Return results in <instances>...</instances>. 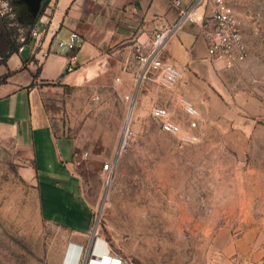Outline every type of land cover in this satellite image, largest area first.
<instances>
[{
	"label": "rangeland",
	"instance_id": "374dc122",
	"mask_svg": "<svg viewBox=\"0 0 264 264\" xmlns=\"http://www.w3.org/2000/svg\"><path fill=\"white\" fill-rule=\"evenodd\" d=\"M233 8L247 60L224 70L231 74L223 83L235 108L237 95L245 92L264 105V0H234ZM22 23L28 26L30 18ZM183 78L170 91L151 81L131 91L122 152L116 148L127 109L120 122L107 121L96 140H87V156L78 165L93 210L86 236L43 218L17 148L0 144V264H86L102 249L125 264H264V149L247 145L242 153L233 145L242 149L243 140H251L242 131L247 119L264 127V113L248 118L236 111L230 117L200 112V141L182 144L162 132L150 112L165 105L186 128L177 98L195 103ZM113 159L112 171H103Z\"/></svg>",
	"mask_w": 264,
	"mask_h": 264
},
{
	"label": "crops",
	"instance_id": "0c3cea01",
	"mask_svg": "<svg viewBox=\"0 0 264 264\" xmlns=\"http://www.w3.org/2000/svg\"><path fill=\"white\" fill-rule=\"evenodd\" d=\"M190 3L51 0L34 24L37 37L31 36L6 66H0V76L10 73L0 85V144L12 142L17 148L26 165L25 179L34 182L47 222L72 229L77 237L86 236L93 210L83 196L81 159L74 154L87 149V140H96L107 121L120 122L129 104L125 97L135 90L134 48L147 46ZM72 32L79 34L83 45L75 70L66 73L67 53L56 42L67 40ZM43 53L48 55L42 57ZM164 56L193 87L184 91L193 98L200 118L201 113L226 117L236 111L248 118L264 113L263 102L246 92L237 95L240 103L235 108L233 93L223 83L231 73H224L220 62L207 57L195 24H184L167 40ZM94 96L99 100L93 101ZM247 120L242 131L251 140H243L242 149L233 144L234 149L242 153L247 145L249 150L264 149V127Z\"/></svg>",
	"mask_w": 264,
	"mask_h": 264
},
{
	"label": "built area",
	"instance_id": "2783aa9c",
	"mask_svg": "<svg viewBox=\"0 0 264 264\" xmlns=\"http://www.w3.org/2000/svg\"><path fill=\"white\" fill-rule=\"evenodd\" d=\"M233 3L234 0H191L189 6L178 10V17L174 24L163 26L152 36L147 46H136L134 48V60L137 67L135 90L139 89L140 83L151 81L159 89L170 91L182 79V72L165 58L164 49L167 40L186 23L195 24L198 27L210 60L220 62L225 70H234L243 65L247 60V47L239 30ZM31 36L37 37V33L32 31ZM82 45L83 40L76 32H72L67 40L56 42V47L67 53L66 73L75 70L77 52ZM47 55L43 53L42 57ZM261 87L264 91V80L261 82ZM125 99L129 101L128 112L129 109L132 110V102L128 96ZM93 100H99V97L94 96ZM177 104L187 118L184 130H181L179 123L173 119L169 109L164 105L153 106L150 115L158 123L162 132L176 136L180 143L188 145L198 143L201 139L199 111L186 97L179 96ZM125 125H127L126 128ZM128 139L129 122L126 123L125 119L117 143V153L122 152L126 147ZM86 156V152L74 154L75 158L80 159ZM115 163V159L105 163L102 170L111 172ZM85 261L86 264H125L124 260L109 253L99 256L92 254Z\"/></svg>",
	"mask_w": 264,
	"mask_h": 264
},
{
	"label": "trees",
	"instance_id": "16d2710c",
	"mask_svg": "<svg viewBox=\"0 0 264 264\" xmlns=\"http://www.w3.org/2000/svg\"><path fill=\"white\" fill-rule=\"evenodd\" d=\"M50 1L41 0L31 23L24 26L23 20L30 15L25 2L23 0H0V4L4 3L7 9L3 13L0 8V66H6L9 57L18 53L19 49L28 43L36 20ZM9 76L10 73L0 76V85L5 84Z\"/></svg>",
	"mask_w": 264,
	"mask_h": 264
},
{
	"label": "water",
	"instance_id": "95a60500",
	"mask_svg": "<svg viewBox=\"0 0 264 264\" xmlns=\"http://www.w3.org/2000/svg\"><path fill=\"white\" fill-rule=\"evenodd\" d=\"M25 2V4L27 5L29 11H30V15L28 16V18H30V21H32L36 11L39 8V3L41 0H23Z\"/></svg>",
	"mask_w": 264,
	"mask_h": 264
},
{
	"label": "bare ground",
	"instance_id": "6f19581e",
	"mask_svg": "<svg viewBox=\"0 0 264 264\" xmlns=\"http://www.w3.org/2000/svg\"><path fill=\"white\" fill-rule=\"evenodd\" d=\"M132 108V107H131ZM130 116H131V109H129V111L127 112V116H126V123H128L130 121ZM127 125H125L126 128ZM105 254V253H104ZM96 260H94L95 262Z\"/></svg>",
	"mask_w": 264,
	"mask_h": 264
}]
</instances>
